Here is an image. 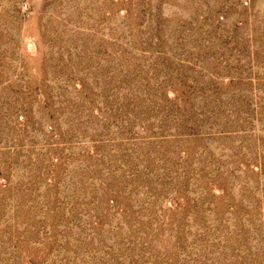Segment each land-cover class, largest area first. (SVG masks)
<instances>
[{
  "label": "rangeland",
  "instance_id": "374dc122",
  "mask_svg": "<svg viewBox=\"0 0 264 264\" xmlns=\"http://www.w3.org/2000/svg\"><path fill=\"white\" fill-rule=\"evenodd\" d=\"M0 264H264V0H0Z\"/></svg>",
  "mask_w": 264,
  "mask_h": 264
}]
</instances>
